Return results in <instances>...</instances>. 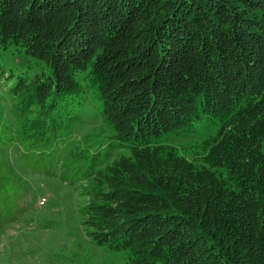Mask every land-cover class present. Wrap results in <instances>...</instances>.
Returning a JSON list of instances; mask_svg holds the SVG:
<instances>
[{
  "label": "trees",
  "instance_id": "trees-1",
  "mask_svg": "<svg viewBox=\"0 0 264 264\" xmlns=\"http://www.w3.org/2000/svg\"><path fill=\"white\" fill-rule=\"evenodd\" d=\"M184 132L192 157L158 140ZM12 147L126 264H264V0H0V220L31 189Z\"/></svg>",
  "mask_w": 264,
  "mask_h": 264
},
{
  "label": "rangeland",
  "instance_id": "rangeland-1",
  "mask_svg": "<svg viewBox=\"0 0 264 264\" xmlns=\"http://www.w3.org/2000/svg\"><path fill=\"white\" fill-rule=\"evenodd\" d=\"M1 63L15 73L26 68L13 52L3 54ZM82 113L84 122L77 136L90 139L83 145L108 133L101 107L94 98L87 101ZM203 139L184 132L158 140L173 143L192 157L199 153ZM18 153L15 147L11 148V162L15 172L29 181L31 189L18 196L19 207L2 212L5 217L0 220V264H126V252H115L93 239L79 208L83 199L74 187L58 176L26 174Z\"/></svg>",
  "mask_w": 264,
  "mask_h": 264
}]
</instances>
